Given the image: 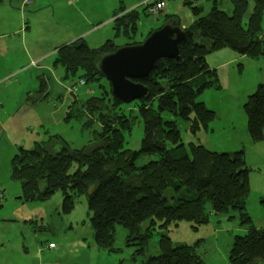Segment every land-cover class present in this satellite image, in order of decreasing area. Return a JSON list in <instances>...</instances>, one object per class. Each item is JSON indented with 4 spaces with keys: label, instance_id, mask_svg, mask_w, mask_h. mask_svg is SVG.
Segmentation results:
<instances>
[{
    "label": "rangeland",
    "instance_id": "1",
    "mask_svg": "<svg viewBox=\"0 0 264 264\" xmlns=\"http://www.w3.org/2000/svg\"><path fill=\"white\" fill-rule=\"evenodd\" d=\"M147 1L155 0H0V264H142L159 252L163 233L160 222L145 256L138 252L139 240L130 241L128 231L121 226L117 227L113 250L98 249L86 195L77 198L70 213L63 212L59 191L46 201H26L22 183L13 177L12 169L19 151L46 144L51 136L59 135L70 148L81 149L99 129L97 124L85 126L82 114L67 117L70 106L78 114L82 102L110 92L109 82L104 78L85 82V71L74 65L72 54L61 51L62 45L83 40L96 51L108 41L116 49L141 43L151 31L163 26L165 15L176 17L185 30L194 21L190 6L203 7L204 15L212 7L207 0H158L163 1L164 10L153 18L144 12ZM233 3L218 2L219 11L225 13L223 23L228 26L236 20ZM130 10L138 14V30L126 39L115 15L120 17ZM250 12L249 7L242 19L245 25ZM207 61L217 70L219 86L205 90L198 100L215 113V118L195 136L188 121L177 120L183 143L188 151L190 143H195L217 153L244 152L250 170L246 213L255 228L264 230V141L251 140L244 110L249 96L264 84V58L240 56L223 48L209 53ZM74 86L77 90L72 94ZM143 136V122L137 118L125 147L139 149ZM147 226L148 221L142 228ZM248 231L240 223L238 211L230 209L221 216H210V221L198 229L193 221L171 224L167 234L174 244L194 246L203 264H230L235 237ZM66 233L71 242L76 241V234L85 245L66 243L55 254L47 249L50 241L58 242L59 235ZM41 243L46 247L43 251Z\"/></svg>",
    "mask_w": 264,
    "mask_h": 264
},
{
    "label": "trees",
    "instance_id": "2",
    "mask_svg": "<svg viewBox=\"0 0 264 264\" xmlns=\"http://www.w3.org/2000/svg\"><path fill=\"white\" fill-rule=\"evenodd\" d=\"M219 1L207 0L212 7L205 15L203 7L190 6L194 21L185 28L179 60L161 59L146 78L139 80L148 87V98L124 104L117 102L111 91L106 92L108 95L103 91L99 97L82 102L80 109L76 108L78 114L70 106L67 118L82 114L85 126H99L88 145L70 148L55 135L48 143L15 155L13 177L21 181L26 201H46L59 191L63 212L70 213L77 198L86 195L93 239L100 250H113L116 230L121 226L128 231L130 241L139 240L138 252L145 256L160 222L163 233L159 252L142 264H203L194 246L172 243L167 234L170 225L193 221L198 229L210 221V216L234 209L249 231L235 237L230 264L264 261V230L255 228L246 213L250 170L244 152L217 153L195 143H190L188 151L177 123L188 121L195 136L215 118V113L198 100L205 90L219 86L217 70H212L207 61L209 53L229 48L240 56L264 57V0H234L236 20L231 26L223 23L225 13L219 11ZM161 4L159 12L164 10L163 1L145 2V14L157 17L150 10ZM249 7L252 13L245 25L242 19ZM118 15L116 25L124 27L129 39L138 30V14L130 10ZM164 17V23L181 27L176 17ZM60 49L74 56V65L85 71L86 82L103 79L97 62L116 47L108 41L93 51L78 40ZM70 54L68 60L72 61ZM75 90L77 87H72V94ZM244 110L251 140L264 141V84L249 96ZM137 118L142 119L144 136L140 148L132 150L125 147V142ZM145 157L148 160L140 164Z\"/></svg>",
    "mask_w": 264,
    "mask_h": 264
},
{
    "label": "water",
    "instance_id": "3",
    "mask_svg": "<svg viewBox=\"0 0 264 264\" xmlns=\"http://www.w3.org/2000/svg\"><path fill=\"white\" fill-rule=\"evenodd\" d=\"M186 40V31L177 23H164L153 30L139 44L117 48L101 56L97 70L109 82L113 98L130 104L149 97L147 86L139 82L146 78L161 59L180 58V44ZM250 264H264L255 261Z\"/></svg>",
    "mask_w": 264,
    "mask_h": 264
},
{
    "label": "crops",
    "instance_id": "4",
    "mask_svg": "<svg viewBox=\"0 0 264 264\" xmlns=\"http://www.w3.org/2000/svg\"><path fill=\"white\" fill-rule=\"evenodd\" d=\"M74 1V0H73ZM72 0H70V2H73ZM78 0H76V2H77ZM30 3V2H29ZM78 3V2H77ZM262 58H264V57H262ZM75 236H76V241H74V242H71L70 240H69V233H66V234H60L59 235V240H58V242L57 241H50L49 243H52V242H55V243H57V248H55V249H49L50 251H52V253H57L58 251H60V247L62 246V245H65L66 243L67 244H74V245H76V244H79L80 246H84L85 245V243L81 240V239H79L78 240V238H77V235L75 234ZM48 247V246H47ZM41 249H42V251L43 250H45L46 249V247L44 246L43 247V243H41ZM48 249V248H47Z\"/></svg>",
    "mask_w": 264,
    "mask_h": 264
},
{
    "label": "built area",
    "instance_id": "5",
    "mask_svg": "<svg viewBox=\"0 0 264 264\" xmlns=\"http://www.w3.org/2000/svg\"><path fill=\"white\" fill-rule=\"evenodd\" d=\"M31 0H26L27 3H29ZM163 4L161 5H158L156 7H154L153 9H151V13L154 14V15H157V13L159 12V8L162 6ZM57 248V243L55 242H52V243H48V249H55Z\"/></svg>",
    "mask_w": 264,
    "mask_h": 264
}]
</instances>
